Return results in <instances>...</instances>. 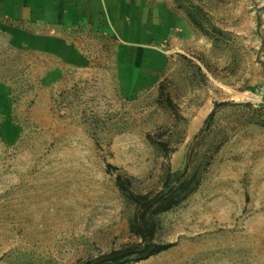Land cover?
I'll return each instance as SVG.
<instances>
[{"label":"rangeland","instance_id":"1","mask_svg":"<svg viewBox=\"0 0 264 264\" xmlns=\"http://www.w3.org/2000/svg\"><path fill=\"white\" fill-rule=\"evenodd\" d=\"M119 2L94 63L56 79L0 30V264H77L132 241L115 174L154 191L187 152L199 183L159 217L173 245L123 264H264V0H204L225 32L213 40L173 0ZM223 101L236 104L199 132Z\"/></svg>","mask_w":264,"mask_h":264},{"label":"crops","instance_id":"2","mask_svg":"<svg viewBox=\"0 0 264 264\" xmlns=\"http://www.w3.org/2000/svg\"><path fill=\"white\" fill-rule=\"evenodd\" d=\"M119 11V0H0V30L15 46L42 53L50 80L67 68L91 66L92 34L103 24L117 32Z\"/></svg>","mask_w":264,"mask_h":264},{"label":"trees","instance_id":"3","mask_svg":"<svg viewBox=\"0 0 264 264\" xmlns=\"http://www.w3.org/2000/svg\"><path fill=\"white\" fill-rule=\"evenodd\" d=\"M204 0H173L175 8L181 10L188 21L202 35L215 39L225 34L224 30L212 21V17L205 9ZM160 92L162 89L160 88ZM166 104L172 105L169 97ZM236 104L232 102H214L212 110L205 118L201 132L212 119L216 108L221 105ZM244 105H250L249 103ZM198 132V133H199ZM197 136V134L195 135ZM164 155L169 156L167 144L158 142ZM190 153H186L185 164L178 169L172 170L169 165L165 169L159 189L147 192H135L132 189L133 178L118 172L114 176V183L126 202L134 208L128 218V232L132 241L119 247L112 248L95 256L87 257L78 261L77 264H123L130 259H145L156 255L173 244L162 242L157 239L159 229V217L179 205L184 198L192 192L199 183L198 171L189 168ZM117 170L116 166L106 163V171Z\"/></svg>","mask_w":264,"mask_h":264}]
</instances>
